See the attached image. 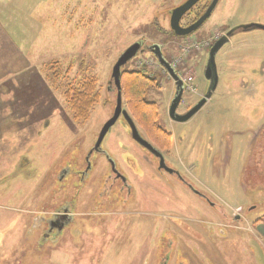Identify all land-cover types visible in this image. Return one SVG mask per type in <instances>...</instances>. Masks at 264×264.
Returning <instances> with one entry per match:
<instances>
[{"label":"rangeland","instance_id":"374dc122","mask_svg":"<svg viewBox=\"0 0 264 264\" xmlns=\"http://www.w3.org/2000/svg\"><path fill=\"white\" fill-rule=\"evenodd\" d=\"M183 1L0 0V264H160L165 255L170 264H264L256 230L264 225V30H238L217 51V85L185 121L171 119L173 79L149 50L156 42L168 61L183 59L175 64L187 67L196 92L183 91L176 112L187 113L209 86V39L231 26L264 24V0H220L185 36L192 43L161 39L168 32L158 27L169 29V10ZM133 43L138 50L121 70L138 65L157 79L148 99L173 136L163 155L189 186L144 166L142 157L151 154L131 139L126 110L102 141L129 182L123 195L110 191L119 206L97 221L75 223L79 237L65 236L35 259L24 239L26 210H36L63 184H47V174L78 150L88 152L112 116V68ZM52 61L59 74L53 83L46 78ZM87 76L96 79L101 98L85 122H73L62 90ZM22 156L28 163L19 167Z\"/></svg>","mask_w":264,"mask_h":264},{"label":"flooded vegetation","instance_id":"af4514ba","mask_svg":"<svg viewBox=\"0 0 264 264\" xmlns=\"http://www.w3.org/2000/svg\"><path fill=\"white\" fill-rule=\"evenodd\" d=\"M212 1L213 0H200V1H198L190 10H188L181 17V19L179 21V25L181 27H187V26L191 25L192 23H194L200 16L203 15V13L205 12V10L207 9V7L210 5V3ZM219 1L220 0H217L216 5L219 3ZM216 5H215V7H216ZM172 9L169 10V15H168L169 20H170V11ZM211 13H210V15H211ZM244 25L245 26L250 25L249 28H246L247 30H249V29L264 30V28L261 27V26H264V24H262V23L240 24V25H235V26L225 28L222 31L217 32V34H213L212 38H210L209 40L212 39L211 44H213L215 41H217L220 37H222L224 35H226V38L229 40L230 37L235 32H237L238 30H243V28H241L240 26H244ZM158 29L161 31L168 32V34H165V36L162 37L161 39H167L168 40L170 37L171 38H178L179 37L180 39L181 38L188 39V40H190V42L192 40H195L193 38H188L185 36L176 35L175 32L170 28V23H169V29L168 30L163 29V28L160 29V27H158ZM205 41H208V40L198 39L199 43H201V42L203 43ZM142 43L144 45H147V43H145L144 40L140 44L142 45ZM209 43H210V41H209ZM206 44H208V43H206ZM149 45H150L149 50L151 52L153 51L151 49L152 46H154V45L159 46V49H160V52H161L163 58L168 62L170 69L172 70V72L175 75V78H174L165 69V67L161 64V62L157 59L158 63L156 66H158V67L160 66L161 68L164 67L163 70L166 71V73L169 75V78L173 79L175 93H174L173 98L171 99V101L169 103V107H168V111H169V108L172 104V101H173L175 95H176V91H177L178 87H180L182 89V92L183 91L192 92V91H189L185 88V85L182 81V78L184 76L192 77L191 85L194 88V91L192 93L196 92V88L192 84L193 76L190 75V73L187 70V67L184 66L183 64H176L175 67H172V64L174 61H176V63H182L183 59L181 57H176V59H174L173 61L172 60L168 61L166 59V57L164 56V54L162 53V46L163 45L161 46V44L156 43V42L151 43ZM181 50L183 52L188 51L187 48H185V49L181 48ZM139 62H142V59H139ZM136 67H138V69H139L142 66L136 65ZM121 71L122 70L120 69V73H121ZM150 74L152 75L151 72H150ZM113 82H114V80H113ZM119 83H120V80H119ZM158 86H159V84H158ZM116 88H117V86H116ZM117 92H118V89H116V99H117ZM120 98H121L122 110H125V111L128 110L127 106H124V104L126 105V103H125V100H124V97L122 94L121 86H120ZM116 99H115V104H116ZM180 101H181V96L179 99V103H180ZM114 109H115V107H114ZM113 113H114V110H113ZM113 113H112V115H113ZM121 113L123 114V112H121ZM175 114L178 116H181V115H184L185 113H183V114L178 113V112H176V109H175ZM129 117L131 118L132 122L135 124L139 136L144 138L145 140H147L152 146H154L157 149V151H150L147 148H145L144 146H142L139 142H137L133 138L132 133H131V129H129L130 137L134 141V143L139 145V146H142L144 149L149 151L151 154V159L146 158V157H142L143 158L142 160L146 163V165L144 164V166L149 167V168H153L159 174L168 175L172 179L175 178L177 181H180L181 177L177 173L176 169L170 168L169 165L166 163V158L163 155V152L165 150L159 149L146 136V134L143 131H142L143 132V134H142L140 132L139 127L136 125L134 119L131 116H129ZM175 121H177V120H175ZM102 126H101V128H102ZM98 135H99V133H98ZM97 139H98V136H97L96 140L93 142V145H91V147L89 148V151L86 152L84 155L81 154L82 151L78 150V155L73 156L63 166L58 167V171L54 170L52 172L53 176H51V174H47V176H46V178H48L47 184H50L51 182L53 183V181L59 182V183L63 181V184L59 185L57 188H53V189L51 188L52 192L48 193L47 197L45 198V201L41 204H36L37 207L34 208L36 210H32V209L26 210L27 225L25 228L26 237L24 239H25V241L27 240L26 241L27 243L29 242L28 245L30 247V253L34 255L35 259H40L42 254L48 253L52 249H55L58 246V244L61 242V240L65 238V236H69V239L73 238L74 235L79 237L81 232H82L81 225L75 226V223H79L84 219H88V221H93V220L97 221V219H99L101 216L111 215L112 213H110V212L113 211L111 208L112 207L116 208V206H119L118 205L119 198H114V199L110 198L109 197L110 191H113L115 196L120 195L121 193H122V195H123V193H126V188L129 185L127 177L125 176V174L123 172H121L116 167V161L114 159H112L110 157L108 151L103 148V146H102L103 139L101 140L99 145H96ZM81 141H82V139L76 140V143L81 142ZM27 163H28V161L23 163V156H22L18 160L17 165L20 167V166H23ZM181 182H183V181L181 180ZM76 183H78V184L80 183L81 185H77ZM185 184L188 185L187 182H185ZM86 186H93L94 190L92 188H90L89 190H86L85 192L87 194V197L82 199V198H80V193H82V191H83L82 189H84V187H86ZM70 191H71L72 195H71ZM127 191L131 192V189L128 188ZM195 193L198 194V196H200L202 198L200 193H198V192H195ZM82 204L85 205V207L83 209L81 207ZM114 212H116V211L114 210ZM117 212H119L118 209H117ZM116 215H118V213ZM237 217H238V215H235V218H237ZM28 250H29V248H28ZM170 261H171V259H170L169 255H165L160 264H170ZM174 264H182V262L177 260Z\"/></svg>","mask_w":264,"mask_h":264},{"label":"trees","instance_id":"16d2710c","mask_svg":"<svg viewBox=\"0 0 264 264\" xmlns=\"http://www.w3.org/2000/svg\"><path fill=\"white\" fill-rule=\"evenodd\" d=\"M57 63L58 61L50 63L51 68L48 71L51 73L46 75L52 83L59 77L58 71L55 70ZM119 80L127 111L136 125L159 149L168 152L172 146V133L159 124L157 104L148 99L149 90L158 86L154 74L151 75L146 67L123 69ZM62 95L69 107L71 120L77 123H83L90 117L94 105L101 98L93 76L69 82L62 90Z\"/></svg>","mask_w":264,"mask_h":264},{"label":"water","instance_id":"95a60500","mask_svg":"<svg viewBox=\"0 0 264 264\" xmlns=\"http://www.w3.org/2000/svg\"><path fill=\"white\" fill-rule=\"evenodd\" d=\"M198 1H200V0H185L181 4H179L178 6L174 7L170 11V20H169L170 28L175 32L176 35L186 36V35L190 34L191 32L195 31L197 28H199V26L210 16V13L213 11V9L217 3V0H213L210 3V5L207 7V9L205 10L203 15L200 16L194 23H192L191 25H189L187 27H181L179 25V21H180L181 17L188 10H190ZM240 27L243 28V31H244V30H247L246 28H249L250 25H246V26L244 25V26H240ZM261 27L264 28V26H261ZM227 41H228V39L226 38V35H224V36L220 37L217 41H215L213 43V45L211 46V48L209 49L208 61H207L206 68H205V77L209 80V86H208L207 92L202 97V100L197 105L192 107L184 115H181V116L176 115L175 109L179 103V99H180V96L182 94V89L180 87H178V89L176 91V95L172 101L170 108H169V115L172 119L177 120V121L187 120L196 111H198V109L204 104V102L211 96L212 91L215 89V87L217 85L215 54ZM151 49L153 50L152 52L156 55L157 59L165 67V69L175 78V75L172 72V70L170 69L168 62L163 58V56L160 52L159 46L154 45L151 47ZM137 50H138V44H134V45L132 44L131 46H129L119 56V58L117 59V61L115 62L114 66L112 68V78H113L114 83L118 89L116 106H115L114 113H113L112 117L103 124V126L99 132L96 145H99V143L103 139L104 135L106 134V132L108 131L110 126L113 125L114 122L116 121L119 114L121 112H123V114L125 113V110H122V108H121L120 83H119L120 69H121V66H123L137 52ZM127 117H128V123H129L130 129H131V133H132L133 138L137 142H139L142 146L147 148L148 150L157 151V149L154 146H152L147 140H145L144 138L139 136L135 124L132 122V120L129 116H127Z\"/></svg>","mask_w":264,"mask_h":264},{"label":"built area","instance_id":"2783aa9c","mask_svg":"<svg viewBox=\"0 0 264 264\" xmlns=\"http://www.w3.org/2000/svg\"><path fill=\"white\" fill-rule=\"evenodd\" d=\"M139 63H141V62H139ZM176 61H174L173 62V64H172V67H175L176 66ZM191 80H192V77H190V76H184L183 78H182V81H183V83H184V85H185V88L187 89V90H189V91H194V88H193V86L191 85Z\"/></svg>","mask_w":264,"mask_h":264},{"label":"crops","instance_id":"0c3cea01","mask_svg":"<svg viewBox=\"0 0 264 264\" xmlns=\"http://www.w3.org/2000/svg\"><path fill=\"white\" fill-rule=\"evenodd\" d=\"M256 230L258 231L260 237L264 239V225L260 224Z\"/></svg>","mask_w":264,"mask_h":264}]
</instances>
